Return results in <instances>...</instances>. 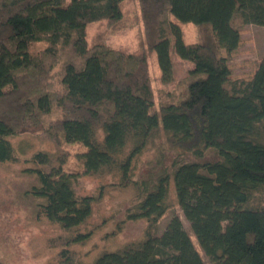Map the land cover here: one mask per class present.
I'll return each instance as SVG.
<instances>
[{"label":"trees","instance_id":"obj_1","mask_svg":"<svg viewBox=\"0 0 264 264\" xmlns=\"http://www.w3.org/2000/svg\"><path fill=\"white\" fill-rule=\"evenodd\" d=\"M126 1L0 0V164L19 161L10 138L42 127L55 143L85 146L84 175L112 177V187L136 192L126 218L147 221L144 239L91 264H206L179 215L156 230L172 186L215 264H264V56L250 79H234L228 58L241 45V27H264V0H138L139 52L89 43L88 25L119 23ZM171 16L197 25L199 40L186 43ZM172 38L193 68L156 94L147 52L157 53L163 85L173 83ZM161 133L181 155L218 158L169 161L162 152L158 173L136 180L135 162ZM66 159L40 151L26 161L38 181L28 192L42 200L38 218L65 233L51 264H81L71 246L91 239L83 229L106 189L79 197L80 174L65 170Z\"/></svg>","mask_w":264,"mask_h":264},{"label":"rangeland","instance_id":"obj_2","mask_svg":"<svg viewBox=\"0 0 264 264\" xmlns=\"http://www.w3.org/2000/svg\"><path fill=\"white\" fill-rule=\"evenodd\" d=\"M124 18L116 24L107 21L93 22L88 25L87 38L89 43L96 40L119 50L139 52L143 38V25L138 0H127L123 5ZM173 21H177L171 16ZM178 22V21H177ZM182 28L183 39L186 43H196L199 40L198 27L193 23L178 22ZM241 45L237 51L229 55V66L234 79H250L260 60L264 56V27L245 25L241 27ZM46 44L38 43L35 49H41ZM153 86L156 94L161 89L171 90L178 79L185 77L193 63L183 61L175 51V40L171 39V57L174 63L175 81L163 85L161 69L158 64L157 53L147 52ZM49 117L47 124H51L57 117ZM46 124V122H45ZM32 130V129H31ZM27 133L10 138L19 161L0 164V264H51L58 260L62 247L57 243L58 238L65 233L47 219H39L38 204L42 200L29 195V190L38 181L34 175L25 170L31 165L29 161L37 152H48L65 155V170L79 173L75 185L79 197L97 196L102 187H106L102 199L94 205L93 215L85 231H93L91 239L81 245L71 246L76 253V260L81 264H91L104 252L118 250L131 242H137L145 237L148 223L140 219L127 220V211L137 200L136 192L130 188L119 190L113 186L117 179L112 177H93L84 175V168L78 156L86 150L81 143H55L45 136L44 128L40 127ZM165 160L171 161L177 157L183 161L216 160L218 155L213 151L203 157L182 154L171 150L163 133L153 140L147 150L137 159L134 166V178L142 180L148 172L158 173L161 153ZM180 154V155H179ZM211 156H210V155ZM148 174V177L152 176ZM180 216L185 229L191 234L206 264H215L216 260L202 251L192 234L190 224L177 204L174 187L171 188V208L160 219L157 232L162 233L172 215Z\"/></svg>","mask_w":264,"mask_h":264}]
</instances>
